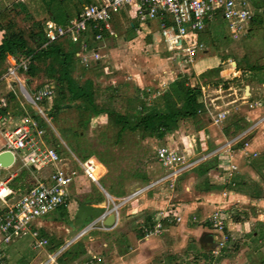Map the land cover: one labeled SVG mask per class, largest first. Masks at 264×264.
<instances>
[{
    "label": "rangeland",
    "instance_id": "obj_1",
    "mask_svg": "<svg viewBox=\"0 0 264 264\" xmlns=\"http://www.w3.org/2000/svg\"><path fill=\"white\" fill-rule=\"evenodd\" d=\"M17 1L22 2L24 5L23 10L13 7L12 3ZM42 1L57 2L56 0H0V9H2L3 16L0 19V39L5 32L14 29L21 30L26 37L31 24L34 22L41 24L45 21L63 23L66 18L64 10L57 11L53 7V3H50L49 9L46 10V6ZM66 1L63 0L62 5ZM70 2L82 5L85 3V0H70ZM248 3L251 18L245 32L236 39H231L225 21L219 16L215 17L214 20L206 25L203 33L198 36V40L202 41L205 51L197 54L198 56L194 62L188 66L178 64V60L165 51L160 37L156 35V33L158 34V30L155 20L150 22V35H147L143 33V24L137 22L134 9H127L126 6H122L117 13L112 15L111 20L108 22L110 30L116 34V37L114 38L110 35L102 36L99 41L91 45L90 49L96 50L100 58L97 64H91L90 68L82 70L81 65L77 62L72 75L79 83L88 78L100 88L127 82L138 90H141V92H144L147 88L151 90L154 85L156 86L158 80L174 79L179 74L185 75L192 87L204 85L211 87L212 89H210L208 94H213L219 88H225L226 92L211 95L212 98H216L214 100L215 104H219L222 100L226 103L227 116L220 125L221 128L231 118H247L250 111L255 112L257 110L256 107L249 109L245 104L240 105L241 101L239 97L243 95V87L244 85L249 86L248 84L246 85L247 78L250 74L251 76L255 74V72H249L247 69L249 65L259 66L264 64V0H248ZM127 16H129L131 23H133V28L128 27L130 23L126 20ZM123 37L126 41L123 40ZM227 58L234 61L235 66L237 62L234 70H239V75L235 74V76H232L229 73V66L226 63ZM11 65H14V61L8 58L1 64L0 72ZM213 69H220V77H208V72ZM262 72L264 73V70ZM203 76L205 78L204 81ZM238 76L239 81H236ZM4 77L8 80L10 89L18 96V101L9 105V107L11 106L14 118L24 114L30 116L27 110L34 111L33 106L23 99L22 95L25 96V94L20 92L19 86L27 89L29 94L42 85L44 88H51V85L46 82L41 73L37 74L34 78H27L26 75L18 71L14 74H8L6 71L3 74ZM134 78L135 82L131 80ZM256 81L258 82V80ZM0 86L3 87V85ZM251 89L255 92L254 96L249 98L251 101L259 97L262 98L261 92H264V86H260L259 84L257 86L256 83L254 88L251 87ZM158 92H161V90ZM2 94H5L4 89H2ZM138 96L143 100L141 93H138ZM153 102L154 100L152 99L145 100V103L148 104H152ZM262 104H264L263 101ZM39 107L43 110L44 117L48 118L46 122L41 117L44 124L40 128L44 130L45 142L49 145L51 144L59 159L69 161L72 166L71 169L76 172L72 183L68 187V205L64 210L56 209L44 217V219L54 223V230L59 226L69 225L75 204L98 202L100 199L104 200V196L98 187L96 189L95 186L82 176L76 162L73 160V156L81 162L91 152L97 153L107 161L108 166L106 169L108 173L106 174L110 176L112 173V178L109 177L112 183H115L116 180L118 183H129L136 181L133 177L134 172H145L146 164L148 165L155 161V149L163 145L162 140H143L139 139L137 135L127 137L119 144L114 143L113 132L106 128L107 124L104 115H101V119L93 117L88 123L80 126L78 116L72 109L64 110L63 114L55 115L50 110L49 102L48 104L40 103ZM11 111L8 112V115H10ZM257 114L255 118L249 116V119L252 118L253 122L256 123L247 133L246 140L251 144V139L256 138L255 141L261 144L262 147H260L262 149L257 150L255 158H250L248 161L241 160V165L239 164V166L243 169L244 178L249 179L248 172H252L254 174L253 182L264 189V160L261 156L264 153V113L261 111ZM246 125H248L246 129H248L250 124L246 123ZM176 133L181 135V137L183 135L181 134L183 132ZM97 168L103 172L102 167L97 166ZM14 169L7 172L1 171L0 174L6 177ZM26 174L25 171L18 172L9 186L14 189H22V183ZM136 182L143 185L142 181L137 180ZM98 183L103 186L104 179L99 180ZM107 191L114 197L125 194L121 187L116 188V190L107 189ZM186 196L183 195L182 198H186ZM261 198L264 199V195ZM176 199L177 197H174L172 201ZM107 201H110L109 198ZM260 206L258 213L255 212V207L251 203L241 206L245 211H238L236 209L231 213L229 212V217H225L224 220L226 224L224 237H226V240L216 255L211 252L207 253L205 250L199 248L197 244L195 245L191 236L188 237L190 242L187 241V244L194 245L195 251H187V244L184 247H180L178 241L181 238L174 236L175 242L172 245L173 247L170 248L166 245L162 248V253H159V255L169 254V256L175 257L170 264H198V262L199 264H264V224L251 222L248 219V216H250L253 219L258 217L264 221V206L263 208H260ZM216 208L207 215V220ZM143 216L144 214L140 215L142 223ZM193 221L195 226L204 227L202 221L198 224L197 217H194ZM243 221H250L248 224L249 230L246 232L242 229L241 222ZM235 222H239L240 224H236ZM89 223V220L84 221L83 227ZM125 226L127 227L128 223L123 224L119 230L123 231ZM133 227H135V230L132 233L136 235H140L141 233V236H146L143 231L144 227L138 229H136L138 227L136 225H133ZM209 228L207 227V229ZM36 231V238L44 237L48 241L47 248L49 244L55 245L51 234L44 233L41 228H38ZM149 236L151 237V235ZM60 248L61 246H58L57 250ZM135 248L137 251L136 246L130 247L126 245V248L120 251L119 254H124L123 258L126 260L134 256L133 250ZM109 249L107 254L111 252ZM46 253H50L46 248L44 250L32 249V239L29 236L23 237V239L16 243L12 242L0 245V261L4 260L6 264H44L47 260ZM200 254H204L207 258L202 259L198 257L195 259L194 255L199 256ZM159 255H156L154 258ZM70 261H64V264H69ZM201 261L202 263H200ZM55 262L59 264L58 259Z\"/></svg>",
    "mask_w": 264,
    "mask_h": 264
},
{
    "label": "built area",
    "instance_id": "obj_2",
    "mask_svg": "<svg viewBox=\"0 0 264 264\" xmlns=\"http://www.w3.org/2000/svg\"><path fill=\"white\" fill-rule=\"evenodd\" d=\"M122 6L134 9L138 23L146 24L155 20L158 35L165 51L173 55L178 60V64L184 66L191 65L198 56L197 54L205 51L198 36L215 17L219 16L225 21L231 39H236L245 32L251 18L248 0H94L92 4L82 6L80 12L64 25L45 21L43 24L44 37L47 42L66 37L71 43L77 44L78 50L74 56L78 59L81 67L86 70L90 68L91 64H97L100 59L96 50L86 47L84 35L89 26L96 31L92 37L93 42L102 38V31H106L108 35L115 38L116 34L110 30L108 22ZM26 63L27 60L23 59L8 67L6 71L8 74H14L18 69L24 71ZM226 63L232 76L239 75V71L234 70V61L227 59ZM197 88L204 105L205 118L211 125L220 126L227 116L226 103L223 100L219 104H215L216 98H212L211 95L225 92V90L219 88L213 94H208L211 87L204 85ZM144 92L147 94L145 100H150L160 93L155 89H145ZM261 93L264 98V92ZM25 94V96L22 95L23 99L33 106L35 113L40 118L43 117L47 122L48 118L44 117L43 110L39 105L44 99H49L53 95V90L40 88L31 94ZM249 98L248 95L240 96V103L245 104L249 109L262 107V101L259 99L251 101ZM255 123L251 121L248 129L232 137L209 154L216 157L219 167L224 169L227 177L238 172V166L233 159L235 153L246 159L257 156L256 152L250 150V143L246 140L247 133ZM0 124L4 126L0 129V154L8 152L12 155V163L6 167L0 166V172H7L15 168L6 177L0 174V245H6L29 236L32 239V249L44 250L47 241L44 238H36V221L60 207H65L69 197L68 187L76 172L70 168L61 170L60 159L55 149L51 144L45 142L44 130L37 125L34 119L24 114L11 125L9 118L2 117ZM171 134H167L163 138ZM240 142L241 144H239ZM237 144H239L237 149H233ZM189 148L188 144L179 148L173 143L157 147L154 152V160L163 173L148 182L146 188L163 185L172 190L177 177L206 158V155L197 158L191 157L188 153ZM74 161L86 180L94 184L98 183L102 174L97 168L100 165L95 158L89 156L81 162L75 159ZM20 171L27 173L22 183V189L11 188L10 183ZM123 201L124 199L119 204H122ZM225 217H229V213L218 207L208 218V225L214 241L211 253L214 255L218 254L226 240L224 237ZM171 218L175 223L180 221L178 216L171 215L170 210L159 211L152 217V224L143 228L145 235L160 234L164 225L170 223ZM102 228L106 229L103 226ZM65 247L67 245L54 252L46 253L47 260L44 264H57L55 260L61 256Z\"/></svg>",
    "mask_w": 264,
    "mask_h": 264
},
{
    "label": "crops",
    "instance_id": "obj_3",
    "mask_svg": "<svg viewBox=\"0 0 264 264\" xmlns=\"http://www.w3.org/2000/svg\"><path fill=\"white\" fill-rule=\"evenodd\" d=\"M91 1L93 3L94 0ZM126 20L131 25L129 16L126 17ZM149 27L150 22L143 24V33L150 35ZM156 35L158 34L156 33ZM123 40L126 41L124 37ZM262 71L263 70L255 73L252 76L251 74L248 76L246 85L248 84L249 86L244 85L243 95H248V97L252 98L255 92H253L251 87L254 88L256 83L257 86L258 84L260 86L264 85V73ZM3 74H5V72L0 75V85H3V87L0 86V108L5 107V112L4 115H0V118H9L11 125H13L17 121L18 117H13V112L11 111L12 109L10 108L11 106L9 107V105L10 103L18 101V96L10 89V85L7 82L8 80L5 77L3 78ZM238 78L239 76L237 77L236 81H239ZM131 80L135 82V78ZM172 80V78L169 80L165 79L163 81L158 80L156 86L154 85L151 90H161L162 92L165 88H167L168 83ZM256 80H258V82ZM2 89L5 90V94H2ZM23 89L26 91V93H28L27 89ZM257 99L263 101L264 103V98L259 97ZM46 104H48V102H46ZM9 111H11L10 115H8ZM261 111L264 113V104H262L261 109L257 108L255 112L250 111L247 115V118L243 117L244 121L249 124L251 121H253L252 118L249 119V116L255 118V116L258 115L257 113ZM100 117L101 115H98L95 117V119H101ZM205 122L206 123L204 126L196 131L195 134H188L187 136L182 135L181 137V135L173 132L171 135L162 139L163 145L173 143L180 148L181 146L188 144L190 146L188 153L193 158L206 155L204 160L196 164L191 169L183 172L179 177L176 178L172 190L167 189L163 185L146 188L148 183L143 182V185L140 183L138 184V182H136L137 179L136 181L129 183H118L117 180L115 183H112L111 179L109 178H112V173L110 176L107 175L106 173H108V171L106 167L101 164L94 156H92L103 169V172L100 171L102 175L100 176L99 180L104 179V185L102 186L99 185V183L97 184L108 194L110 200L109 203L112 202L113 204H119V202L124 199L122 204L120 203L117 208L116 222L114 226L106 229H103L99 222H95L92 227H87V229H83V223L78 227L73 226L72 220L76 212L77 204L74 205V210L71 214L69 225L59 226L56 228V230H54V223L52 221L44 218L39 219L36 221V230L41 228L44 233L51 234L53 236V241L55 242V245L49 244L48 248L46 246L47 251L54 252L57 250L58 246H61L62 248L64 245H67L61 255H64L63 260L65 262H67V260H71L69 264H152L155 260H161L164 256L170 257L171 263L175 257H171L169 254L159 255V253H162V248L166 245L172 248V245L175 242L174 236L181 238L179 239L178 244L180 247H184L187 244V241L190 242L188 237L191 236V239L195 245L197 244L199 248L205 250L207 253L211 252V247L212 245L214 246V241L208 225V220L206 218L207 215H209L216 207H221L222 210L228 213H231L236 209L238 211H245V209L241 206H246L249 203L255 207L254 210L256 213H258L259 206H262H260V208H263L264 206V199L251 198L242 191H233L225 187L232 176L244 177L242 172L243 169L239 166V164L241 160L248 161V159L241 157L238 153H235L233 159L238 166V172L230 177H227L224 169L219 167L216 157L209 154L222 146L231 138L225 137L223 135L221 132V126L215 127L211 125L207 118L205 119ZM2 128H4V126L0 124V129ZM255 140L256 138L253 140L251 139L250 150L257 153V150H261L262 146ZM233 149H237V145H235ZM74 159L77 160V158L73 156V160ZM202 165H206L207 169L205 171H203ZM146 166V171L143 173L147 176L149 182L158 178L163 173V170L160 169L155 161L151 164H146ZM59 167L63 169H71L72 166L70 165L69 161L60 159ZM248 175L250 176L249 179L254 181V174L252 172H248ZM89 183L95 186L97 189V184L91 182ZM118 187H121L124 190V195L114 197L107 191V189L116 190ZM99 191L101 192L100 189ZM183 195H187L186 198H182ZM174 197H177V199L172 201V198ZM68 199L65 207L68 205ZM98 203L100 202H86L82 204L96 206ZM163 210H170L171 215L174 217L178 216L180 221L175 223L171 218L170 223L164 225L160 234L151 235V237H143V235L139 236L135 233H132L135 230L133 225L138 226L136 229L143 227L147 228L149 227L148 221H152V217L157 215L159 211ZM142 214H144L143 223L142 219L140 218V215ZM137 217L138 219H136ZM194 217H197L198 224L202 221L204 227L195 226L193 221ZM248 219L251 222L264 224V221L258 217L253 219L252 217L248 216ZM250 221L241 222L242 229L245 232L249 230L248 224ZM125 223H128V226H125L123 231L119 230L120 227ZM235 223L240 224L239 222ZM207 227L209 229H207ZM206 234L211 235L212 242L201 243L199 240L202 239ZM253 235L255 234L253 233ZM21 239H23V237L15 240L13 243H16ZM126 245H129L130 247L136 246L138 250L136 251L135 248L133 250L134 256L124 260V254L121 255L119 253L120 251H123L124 248H126ZM52 246L54 249H52ZM194 248V245L190 243L187 244V251L194 250ZM108 249L111 250V252H108L107 254ZM156 255L159 256L154 258ZM203 255L204 254H200L199 256L194 255V257L195 259L198 257L204 259L202 257ZM202 261L200 263H202Z\"/></svg>",
    "mask_w": 264,
    "mask_h": 264
},
{
    "label": "trees",
    "instance_id": "obj_4",
    "mask_svg": "<svg viewBox=\"0 0 264 264\" xmlns=\"http://www.w3.org/2000/svg\"><path fill=\"white\" fill-rule=\"evenodd\" d=\"M43 3L46 10L49 9L50 3H53V7L57 11L64 10L66 16L64 22L56 23L64 25L80 12L82 6L90 5L92 1L85 0L82 5L70 2V0H67L64 5H62L63 0H57L56 3L52 1H44ZM12 5L24 9L22 2H13ZM2 17V9H0V19ZM43 24L44 22L42 24L32 23L26 37L19 29L5 32L0 39V66L8 58L13 59L14 64L26 59V69L24 71L18 69V72L23 73L27 78H34L40 73L43 75L46 82L51 85L53 95L49 99H44L41 103L46 104L48 101L50 110L55 115L63 114L64 110L72 109L78 116L80 126L88 123L93 117L104 115L106 128L113 132L114 143L118 144L132 135H137L139 139L143 140L153 139L157 141L173 132H183L181 133L183 136L192 135L206 123L205 109L199 96V90L196 86H190L185 75L179 74L169 82L166 90L152 98L154 100L152 104L145 103L147 96L145 92H141V90L127 82L104 88L95 85L88 78L79 83L72 75L78 62V59L74 56L78 45L71 43L66 37L47 42L43 34ZM133 26V23H131L128 27L133 28ZM95 34L96 31L89 26L84 35L87 49L92 47L91 45L94 43L92 37ZM107 35L106 31L101 32V36ZM6 70L7 68L2 70L0 75ZM82 70L84 69L82 68ZM219 70H211L208 72V77H220ZM247 70L258 73L264 70V64L259 66L249 65ZM40 88H44L43 85L37 87L34 91ZM138 93H141L143 100L139 98ZM4 112L5 107L0 108V115H4ZM27 113L31 119L36 121L39 127L43 126L44 121L39 115L34 111L27 110ZM247 126L243 119L239 117L231 118L221 128V132L225 137L232 138L245 130ZM89 156H94L107 168V161L99 154L91 152L87 157ZM261 156L264 160V153ZM202 166L203 171H205L207 169L206 165ZM133 177L144 183L149 182L147 176L142 172H134ZM225 187L233 191H242L251 198H261L264 195V189L252 180L242 176H232ZM101 201L102 199L98 202ZM58 209L64 210V207ZM151 224L152 221L149 220L148 226ZM139 236H141V233ZM63 256L57 258L59 264H64ZM202 257L207 258L205 255ZM170 260V257L164 256L161 260H155L152 264H169ZM0 264L6 263L1 260Z\"/></svg>",
    "mask_w": 264,
    "mask_h": 264
},
{
    "label": "water",
    "instance_id": "obj_5",
    "mask_svg": "<svg viewBox=\"0 0 264 264\" xmlns=\"http://www.w3.org/2000/svg\"><path fill=\"white\" fill-rule=\"evenodd\" d=\"M20 92L25 94V91L21 86ZM26 95V94H25ZM12 163V155L8 152L0 154V166L6 167ZM63 170V168H61ZM98 188L104 195V200L98 203L96 206H89L87 204L77 203L76 212L73 216L72 225L80 226L84 221L89 220L90 223L87 226H91L95 222H99L104 228H111L116 222L117 208L119 204L109 203L108 194L97 184ZM109 207V208H108ZM108 209V210H107ZM108 213V214H107ZM85 226L83 229H87ZM202 242H212L211 235L206 234L202 239L199 240ZM214 246L212 245L211 250Z\"/></svg>",
    "mask_w": 264,
    "mask_h": 264
}]
</instances>
